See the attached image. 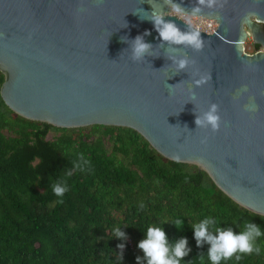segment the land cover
<instances>
[{"label": "water", "instance_id": "water-1", "mask_svg": "<svg viewBox=\"0 0 264 264\" xmlns=\"http://www.w3.org/2000/svg\"><path fill=\"white\" fill-rule=\"evenodd\" d=\"M172 11L216 27L200 31ZM154 12L198 32L202 46L162 42L148 20ZM262 24L264 0H0V99L59 129H131L264 217ZM246 34L260 51L245 53ZM136 36L152 46L140 60L132 58ZM212 105L219 127H197Z\"/></svg>", "mask_w": 264, "mask_h": 264}, {"label": "trees", "instance_id": "trees-1", "mask_svg": "<svg viewBox=\"0 0 264 264\" xmlns=\"http://www.w3.org/2000/svg\"><path fill=\"white\" fill-rule=\"evenodd\" d=\"M55 185L66 192L57 197ZM173 218L183 221L179 232ZM204 218L215 221L212 234L239 233L246 221L264 233L263 216L232 202L195 166L163 159L135 131L59 129L13 114L0 99V264H136L138 242L162 220L170 244L187 239L181 264H201V256L210 264L209 245L198 248L191 229ZM116 228L126 239H116ZM256 245L259 255L220 264H264V234Z\"/></svg>", "mask_w": 264, "mask_h": 264}, {"label": "clouds", "instance_id": "clouds-1", "mask_svg": "<svg viewBox=\"0 0 264 264\" xmlns=\"http://www.w3.org/2000/svg\"><path fill=\"white\" fill-rule=\"evenodd\" d=\"M173 9L176 12H183L179 4H174ZM195 11H199V9H195ZM148 20L153 24L162 42L188 44L196 49L202 46V40L198 32H181L175 22L173 20H166L162 13L154 12ZM200 31L208 32L207 30ZM148 34L146 32L144 35ZM151 47L149 43L144 41L143 36H136L132 41V58L134 60L142 59ZM187 63L186 59L178 60V70L184 69ZM203 82L204 80L202 79L196 83L201 84ZM215 113L216 105H212L203 118L197 117L195 119L196 126L211 125L212 129L216 130L219 127V117ZM52 191L57 197H60L66 192V189L55 185L52 187ZM167 223H169L168 220H162L159 225L147 228L144 238L137 244V248L143 253V256L142 258H136V264H141L142 259L145 261V264H181V261L188 256L190 249L187 247L188 242L186 238H180L172 244L169 243L164 231V225ZM171 223L178 232L184 226L183 221L179 218H173ZM212 224H215L214 220L204 218L191 228L198 248L205 243L209 245L207 259L210 264H220L222 260L227 261L237 253L260 254L261 249L256 245V240L264 233L255 224L246 221L244 223V230L239 233H234L231 228L221 229L216 227L214 229L215 234L209 231ZM113 234L118 240L126 239L124 232L120 231L119 228L114 229ZM118 247L123 249L124 245L120 244ZM203 259V256H201V264H203ZM236 259L239 260L240 256L236 255Z\"/></svg>", "mask_w": 264, "mask_h": 264}, {"label": "rangeland", "instance_id": "rangeland-1", "mask_svg": "<svg viewBox=\"0 0 264 264\" xmlns=\"http://www.w3.org/2000/svg\"><path fill=\"white\" fill-rule=\"evenodd\" d=\"M171 14L176 15L177 17L181 18L184 22H186L187 24L194 26V27H199V29L202 28V23L198 20H194L192 19L191 21H189V18H183L181 15H179L178 13H175L174 11L171 12ZM191 18V17H190ZM206 23L208 25H211V27H215L214 23L212 21H206ZM208 32H211V29L207 30ZM244 50L246 53H250L252 51L251 49V45H250V39H247L244 43Z\"/></svg>", "mask_w": 264, "mask_h": 264}, {"label": "flooded vegetation", "instance_id": "flooded-vegetation-1", "mask_svg": "<svg viewBox=\"0 0 264 264\" xmlns=\"http://www.w3.org/2000/svg\"><path fill=\"white\" fill-rule=\"evenodd\" d=\"M214 25H215V24H214ZM205 27H206L205 24L202 23V29H205ZM262 33H263V36H264V24H262ZM247 39H250V37H249V35L246 34V36H245V38H244V40H243V43H242L243 47H244V43H245V41H246ZM250 45H251V49H252V51H251L250 53H248V54L255 53V52L261 50L260 48H257V47H259V45H253V44H251V41H250ZM256 48H257V50H256ZM245 53H246V52H245Z\"/></svg>", "mask_w": 264, "mask_h": 264}, {"label": "bare ground", "instance_id": "bare-ground-1", "mask_svg": "<svg viewBox=\"0 0 264 264\" xmlns=\"http://www.w3.org/2000/svg\"><path fill=\"white\" fill-rule=\"evenodd\" d=\"M183 17V16H182ZM183 18H189V21H191L192 19H194V20H198V21H200L201 23H203V24H205L206 23V21L207 20H201V19H199V18H195V17H189V16H184ZM205 26H206V24H205Z\"/></svg>", "mask_w": 264, "mask_h": 264}, {"label": "built area", "instance_id": "built-area-1", "mask_svg": "<svg viewBox=\"0 0 264 264\" xmlns=\"http://www.w3.org/2000/svg\"><path fill=\"white\" fill-rule=\"evenodd\" d=\"M196 29H199V27H195ZM209 29H211V31L212 30H214V27H211V25H208V24H206V27H205V29H200V30H209Z\"/></svg>", "mask_w": 264, "mask_h": 264}]
</instances>
